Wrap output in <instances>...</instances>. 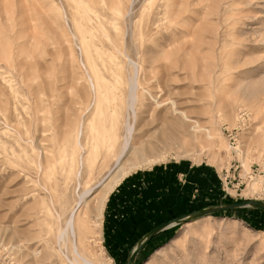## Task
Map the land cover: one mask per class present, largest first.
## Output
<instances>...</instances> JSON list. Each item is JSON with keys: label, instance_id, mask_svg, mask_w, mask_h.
<instances>
[{"label": "rangeland", "instance_id": "374dc122", "mask_svg": "<svg viewBox=\"0 0 264 264\" xmlns=\"http://www.w3.org/2000/svg\"><path fill=\"white\" fill-rule=\"evenodd\" d=\"M129 2L0 0V264H71L55 213L93 187L87 209L97 205L119 151L110 111L137 68L138 91L170 94L219 143L200 132L170 136L110 194L101 218L89 213L85 254L98 264H264V209L255 205L264 204V0H133L128 11ZM172 2H189L200 20L195 36L162 46L154 26L145 29L147 14L158 11L166 25ZM93 69L104 77L97 106ZM156 168L201 182L186 214L243 205L191 213L143 249L108 236L112 194Z\"/></svg>", "mask_w": 264, "mask_h": 264}, {"label": "bare ground", "instance_id": "6f19581e", "mask_svg": "<svg viewBox=\"0 0 264 264\" xmlns=\"http://www.w3.org/2000/svg\"><path fill=\"white\" fill-rule=\"evenodd\" d=\"M132 2L133 0H130L128 5V11H130L131 9ZM122 3L123 0H117V4L119 7L122 6ZM189 5L190 4L188 2V7L184 8V5L182 6L181 4L178 5L175 4V2H172V8L170 9V11H166V13H171L166 25L160 24V19L156 17L159 14L158 11L153 13L152 11H149L151 12V16L148 12L147 19H149V21H146L145 29L150 31L151 27L154 26L155 34L159 35L158 37L161 38L162 46L177 43L179 42V39L181 37H185L187 34L195 36V25L200 19L198 18V11L195 8H190ZM117 13L120 14L119 12ZM127 14L129 15V13ZM186 19L189 23L188 29H184V27L186 26L183 25L186 24ZM103 35L105 34L103 33ZM96 53L98 52L96 51ZM138 54H140L139 51ZM104 55H106V53H104ZM124 55L126 56V54ZM108 57V61H110V63H113L115 61V55H110ZM115 64L118 65V63L116 62ZM133 64L135 63H132V65ZM136 66H138L137 63ZM83 67L85 68V66ZM92 74L93 75H88V78L91 83L90 86H92V89L96 95V99H94L96 102L95 104L97 106L98 101L100 100V97L103 93L101 91L100 82L104 80V77L99 70L93 69ZM126 84L127 91L125 92V95L123 96V94L119 92V96L122 97V100H120L119 103L114 106L110 111V132L112 133L111 136L114 137L115 142H117V144L119 145V151L115 157L113 167L110 169L107 176L104 177L105 179L102 182H99L101 183L100 186L102 185V188L100 187L101 191L100 194L97 196V205L95 204L96 206L94 205L93 207H89L87 209L89 202L88 197H90V195L92 194L91 191L93 190V187L85 189L83 192L78 193L77 198L74 200L73 204L69 206V208H66L62 212L57 211L55 213L56 217L59 220H64V228H60L61 230L58 235L59 244H66V241L71 239V249L74 254L72 259L68 258L71 264H98L94 262L92 258L88 257L85 254V249L83 247V244L85 243L84 239L90 230V222H92L89 213H93L97 217L101 218L103 216V210L108 200V197L112 193V191H114V189L121 183V181L125 179L128 175H130L134 170L143 167L145 164H150L151 162H153V157L156 155V153L169 147L170 144L168 143V139L170 138V136H178V134L186 133L189 134V136L191 137H196L197 133L200 132L205 137H209L211 139L210 144L218 146L219 143L217 135L211 133L209 130L203 127L196 119L190 117L188 112L185 109L181 108L177 104V102L171 98L170 94H167L166 96V93L162 89H160V91L156 93H152L149 90H145V87H141V92L138 91V88L141 85V82L139 80L138 68L135 69V73L129 77ZM109 88L111 89V87ZM90 125L91 124H88L86 126L85 133L92 131V127ZM5 126L7 127V125ZM83 128L84 122L80 120L76 134V143L80 147H83L80 140L84 132ZM121 129H123L122 140L119 141V138L121 137ZM111 146L113 147V145ZM82 165L83 158L79 161V167L76 171V175L78 176L81 175Z\"/></svg>", "mask_w": 264, "mask_h": 264}, {"label": "crops", "instance_id": "0c3cea01", "mask_svg": "<svg viewBox=\"0 0 264 264\" xmlns=\"http://www.w3.org/2000/svg\"><path fill=\"white\" fill-rule=\"evenodd\" d=\"M200 183L198 178L183 179V174L173 175L162 168L126 182L110 199L106 234L139 239L137 245L143 249L163 231L194 213L185 212L193 197L198 196L195 192L200 190Z\"/></svg>", "mask_w": 264, "mask_h": 264}, {"label": "water", "instance_id": "95a60500", "mask_svg": "<svg viewBox=\"0 0 264 264\" xmlns=\"http://www.w3.org/2000/svg\"><path fill=\"white\" fill-rule=\"evenodd\" d=\"M242 205L243 204H241V203H236V204L225 205V206H221V207H214V208H211V209H205V210L197 211V212L193 213L192 215L194 216V215H196L198 213H201V212H204V211L209 213V212L219 211V210H222V209H231V208L239 207V206H242ZM255 205L264 209V204H262V203H256Z\"/></svg>", "mask_w": 264, "mask_h": 264}]
</instances>
